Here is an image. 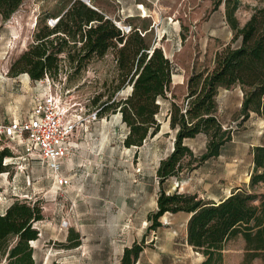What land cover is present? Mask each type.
Instances as JSON below:
<instances>
[{
  "label": "rangeland",
  "instance_id": "obj_1",
  "mask_svg": "<svg viewBox=\"0 0 264 264\" xmlns=\"http://www.w3.org/2000/svg\"><path fill=\"white\" fill-rule=\"evenodd\" d=\"M95 1L107 11L116 7L115 0ZM70 4L71 0H23L7 20L0 17V120L25 118L35 95L46 90V82L31 80L25 72L11 75L9 70L32 42L39 24L52 27ZM261 6L264 0H239L235 10L239 24L243 25L253 9ZM224 11L223 2L215 8L212 3L198 19L187 10L178 24L165 23L157 34L145 36L162 48L174 66L167 95L174 94L176 101L183 100L186 80L192 72L211 67L215 52L227 44H238L232 40L233 32ZM162 35L163 39L155 41ZM61 66L54 81L61 83L57 89L69 103L80 131L72 158L74 165L64 169L72 176L71 184L57 189L44 166L22 160L20 153L10 148L12 156L3 159L6 171L0 173V212L16 199L37 203L42 209L43 219L35 223L39 237L30 243L36 263L120 264L123 249L137 242L142 243L143 249L135 264H201L203 256L185 242V213L167 212L159 218V228L147 230V215L157 208L156 168L171 152L174 138L167 120V101L158 114L160 131L141 146L127 148L122 144L126 126L120 114L109 111L96 115L116 84L113 51L90 59L78 71L65 59ZM129 92L127 85L115 91L113 99L123 98ZM241 99L238 86L219 90L216 113L223 127L230 130L231 139L219 156L193 161L184 166L180 176L166 179V192L194 193L204 200H218L237 187L247 186L251 148L263 138L264 117L251 112L242 120ZM185 143L198 159L205 151L206 137L198 134ZM6 145L9 143L0 141V147ZM258 191H264V186ZM76 233L80 244L71 247ZM222 255L220 264H239L243 240L237 237L228 241ZM251 264L264 262L255 259Z\"/></svg>",
  "mask_w": 264,
  "mask_h": 264
},
{
  "label": "trees",
  "instance_id": "obj_2",
  "mask_svg": "<svg viewBox=\"0 0 264 264\" xmlns=\"http://www.w3.org/2000/svg\"><path fill=\"white\" fill-rule=\"evenodd\" d=\"M22 2L0 0L1 19L7 20ZM221 2L233 32L232 40L238 44H227L215 52L211 67L192 72L180 102L174 94L167 95L174 66L162 48L149 42L137 27L126 35L114 19L82 0H71L52 27L39 24L32 42L12 63L9 72H25L34 81L45 75L56 80L64 59L78 71L90 59L102 58L112 50L116 67L112 92L127 85L131 90L120 99H113L111 93L96 115L118 112L126 126L123 146L137 148L160 131L158 114L167 101L168 125L174 132L171 152L156 168L157 208L147 215V230L159 228L163 214L183 212L188 217L185 242L203 256L201 264H220L224 245L237 237L243 240L239 264H251L255 259L264 262V191H258L264 186V133L261 142L251 148L246 187H237L218 200H204L194 193L166 192L163 188L164 181L180 176L185 165L219 156L231 139L230 130L223 127L216 113V96L221 88L241 89L242 120L251 112L264 117V6L254 8L240 25L235 16L239 0H214L213 7ZM198 134L205 135L206 147L197 159L185 140ZM8 156H12L11 150L0 147V173L6 171L7 164L2 162ZM42 219L41 207L26 200L16 199L0 212V263L37 264L30 243L38 239L40 231L35 223ZM74 236L71 247L80 244L77 233ZM142 249V243L137 242L125 247L120 264H135Z\"/></svg>",
  "mask_w": 264,
  "mask_h": 264
},
{
  "label": "built area",
  "instance_id": "obj_3",
  "mask_svg": "<svg viewBox=\"0 0 264 264\" xmlns=\"http://www.w3.org/2000/svg\"><path fill=\"white\" fill-rule=\"evenodd\" d=\"M115 23L122 32L131 30L130 25ZM137 29L141 35L145 34ZM41 80L46 82V90L35 95L25 118L0 120V141L9 143L6 146L10 149L21 145L23 157L37 159L47 169L57 189L61 190L71 184L70 177L63 175L61 168L73 153L70 138L78 126V120L71 115L69 103L60 96L57 88L61 83L47 75Z\"/></svg>",
  "mask_w": 264,
  "mask_h": 264
},
{
  "label": "crops",
  "instance_id": "obj_4",
  "mask_svg": "<svg viewBox=\"0 0 264 264\" xmlns=\"http://www.w3.org/2000/svg\"><path fill=\"white\" fill-rule=\"evenodd\" d=\"M116 7L112 11H107L105 7L101 4L96 3L95 0H90V5L95 9L103 11L104 14L109 18H114L116 22L120 24H126L139 28L141 31L145 32V35L157 34L159 27H162L166 24H178L183 15H186V11H192L193 18L198 19V16L202 13L205 8H209L213 0H115ZM143 11L144 13H141ZM114 15V16H113ZM164 35L160 38L159 36L155 38V41L163 39ZM159 39V40H158ZM154 46H158L157 43H154ZM168 109V107H167ZM11 120V119H10ZM168 120V118H167ZM79 127L75 129L71 138L70 144L73 149L71 156L65 160L62 165L61 173L63 175H68L72 182V176L64 172V169L67 166L74 165L72 163V158L75 156L77 151L76 141L79 137ZM15 151L20 153L22 160L26 162L35 161L39 163L37 159H27L23 157V148L21 145H15L13 148ZM19 149V150H18ZM40 164V163H39ZM41 165V164H40ZM50 176V174H49ZM51 178V176H50ZM52 183L57 187V185ZM188 218V217H187ZM198 253V252H197Z\"/></svg>",
  "mask_w": 264,
  "mask_h": 264
},
{
  "label": "water",
  "instance_id": "obj_5",
  "mask_svg": "<svg viewBox=\"0 0 264 264\" xmlns=\"http://www.w3.org/2000/svg\"><path fill=\"white\" fill-rule=\"evenodd\" d=\"M85 1H86V3H88V4L90 3V0H85ZM92 8H93V7H92ZM130 90H131V87H130Z\"/></svg>",
  "mask_w": 264,
  "mask_h": 264
}]
</instances>
